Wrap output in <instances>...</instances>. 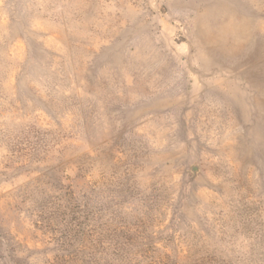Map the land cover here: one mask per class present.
<instances>
[{
  "label": "rangeland",
  "instance_id": "rangeland-1",
  "mask_svg": "<svg viewBox=\"0 0 264 264\" xmlns=\"http://www.w3.org/2000/svg\"><path fill=\"white\" fill-rule=\"evenodd\" d=\"M264 264V0H0V264Z\"/></svg>",
  "mask_w": 264,
  "mask_h": 264
},
{
  "label": "trees",
  "instance_id": "trees-1",
  "mask_svg": "<svg viewBox=\"0 0 264 264\" xmlns=\"http://www.w3.org/2000/svg\"><path fill=\"white\" fill-rule=\"evenodd\" d=\"M147 264H154V263H147Z\"/></svg>",
  "mask_w": 264,
  "mask_h": 264
}]
</instances>
